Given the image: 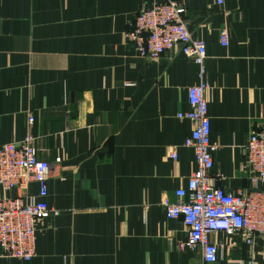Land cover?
I'll return each mask as SVG.
<instances>
[{"label":"crops","instance_id":"obj_1","mask_svg":"<svg viewBox=\"0 0 264 264\" xmlns=\"http://www.w3.org/2000/svg\"><path fill=\"white\" fill-rule=\"evenodd\" d=\"M153 1L0 0V143L36 137L50 163L48 205L60 211L38 221L32 260L0 264H264L263 238L251 247L223 233L211 238L223 245L219 259L204 263L198 248L178 245L182 221L165 216L162 200L193 170L183 146L191 123L177 113L189 109L199 69L178 47L150 60L127 44L132 16ZM183 4L206 45L213 174L218 186L247 190L243 144L264 126V0Z\"/></svg>","mask_w":264,"mask_h":264},{"label":"built area","instance_id":"obj_2","mask_svg":"<svg viewBox=\"0 0 264 264\" xmlns=\"http://www.w3.org/2000/svg\"><path fill=\"white\" fill-rule=\"evenodd\" d=\"M212 1L219 6L226 2ZM184 5L183 0L143 4L132 16L125 38L140 57L150 60L178 47L199 69V82L187 89L189 109L177 113L178 119L191 123L183 146L192 150L193 170L185 186L174 190L175 199L164 198L162 205L166 218L180 219L187 230L186 238L178 244L180 248H198L204 263H214L223 245L213 241V235L238 236L251 247L259 238L264 239V126L252 132L242 148V167L250 183L249 189L232 191L218 186L219 175L213 174L212 154L216 145L210 141L211 119L206 95L210 86L203 79L206 45L188 29L183 18ZM219 37L220 44L227 47V28L220 30ZM133 85L126 82V86ZM26 115L27 122L33 124V112L28 110ZM35 139L32 133L26 132L19 139L0 143V258L32 260L36 253L38 221L60 213L59 209L48 205L46 172L50 163L38 158ZM169 157L176 160V152H171ZM31 182L37 184L35 196L25 193ZM15 189L24 193L13 196Z\"/></svg>","mask_w":264,"mask_h":264}]
</instances>
